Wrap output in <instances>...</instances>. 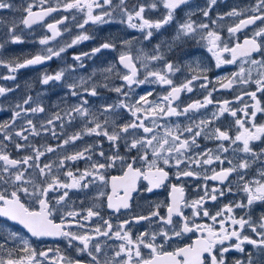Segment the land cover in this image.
Here are the masks:
<instances>
[{"label":"snow or ice","instance_id":"1","mask_svg":"<svg viewBox=\"0 0 264 264\" xmlns=\"http://www.w3.org/2000/svg\"><path fill=\"white\" fill-rule=\"evenodd\" d=\"M189 3L190 0H151L148 5L139 3L138 6L133 4L129 8L127 0H119L118 3H114L113 0H55L54 5L51 0H30L26 6H21L23 16L20 20L11 22L6 33L9 39L5 43H24L22 36L15 31L18 24L30 29L44 22L45 18L52 13L61 10L66 13L79 12L83 15V20L76 24L80 34L73 37L70 43L65 42L59 48L48 46L50 42L62 36L60 26L67 20V16H62L53 23L44 24L50 35L39 39L41 49L35 55H30L22 61L18 58L11 60L0 58V66L8 69L9 74L3 77L6 80H15V74L20 69L41 65L54 57H60L68 48L93 39L86 34L85 26L89 24L104 25L119 16L120 23L139 30L145 41L150 40L155 32H160L173 23L176 28L171 40L162 39L153 47L151 54L144 48H139L134 56L130 50L133 41H120L121 49L129 48V50H121L118 56L119 65L127 71L120 72L115 63L101 70L108 74L104 76L106 81L115 72L123 82L109 89L118 94L116 101L102 103L98 108L91 107L87 97L98 96L97 89L101 85L92 83L91 77H80L78 82L66 84L70 95L77 97L79 103L66 107L63 115L60 112L54 113L40 124L39 129L33 120L28 118V114L44 113L46 109L40 103H36L31 95L26 96L14 106L9 120L0 122V218L5 221L0 223V236H2L0 264H45V262L47 264H83L81 260L66 256L59 248L37 251L26 236L10 230L8 221L22 226L31 237L37 239L66 238L68 245L75 247L77 253L87 254L90 258L87 264H245L243 259L233 257L229 261L228 257L233 251L245 253L244 245L246 244L264 255V212L258 219L252 217L251 211L247 217L235 214L237 209L251 210L257 203L264 204V148L254 151L253 145L255 141L264 144V123L255 122L257 113H264V106L257 98L258 93H264V0H250L243 7L233 6L226 13H217L215 19L210 13L218 0H206L205 7L190 9L184 13L182 19H178L177 11L188 6ZM34 8L38 10L34 11ZM12 9L14 5L10 0H0V10ZM149 10L162 11V18L156 20L146 18L145 13ZM197 12L204 18L199 23L192 18ZM225 19L236 21L227 27V39L223 38L214 27L219 21ZM73 20L75 21V17ZM3 23V19H0V24ZM249 29H252L250 36L247 35ZM63 31L67 32L68 29L65 28ZM238 33L243 34L244 39L242 42L237 39L233 43L232 38ZM197 37H199L198 42L205 44L207 51L212 54L217 68L225 64L239 63L238 71L211 81L207 75L209 72L207 66L199 60H189L183 67H187L190 78H186L184 82L177 85L171 77L180 72L182 66L171 60L165 61L164 49L171 51L177 44ZM116 39L110 36L98 47H93L90 52L74 55L73 60L78 62L77 67H83L80 63L83 59L95 56L102 50L116 51ZM3 47L4 44H0V48ZM225 54H228L230 59L225 58ZM253 54H258L262 59H254ZM153 63H162L163 67H150ZM72 67L69 65L68 68H61L52 74L45 72L41 76L40 83L48 85L50 82H62L66 72ZM141 69L145 73L143 79L138 75ZM254 72L255 76H253ZM200 81H203L200 83V88L206 90L207 95L203 96L202 100H193L181 109L179 107L181 94L193 92V85ZM146 83L167 86L168 91L156 101L149 99L153 96V92L148 91L140 95L135 103H129L132 90ZM214 84H218L220 89H233L234 85L241 86L243 89V86L255 84V90H241L240 94L234 97V101L240 102L243 106L236 109L232 107L234 101L214 102L212 92L217 90ZM102 86L109 88L108 83ZM28 87L31 88V85L29 84ZM11 91L13 89L0 87V96ZM248 99L252 101L251 104L247 102ZM213 104L216 110L209 118L199 120L194 118L200 110ZM125 110L130 113L131 120L119 123L121 113ZM226 113L234 118V126L228 124L223 130L221 127H214L219 118ZM239 113H243V117H240ZM181 116L188 118L189 121L184 126L157 123L163 118ZM64 117H67L69 123L80 118L83 121V127L56 147L47 146L41 150L40 147L27 143L30 135L39 136L41 131L51 130L52 135L55 136L54 121L61 122L63 126ZM18 118H22L24 123L13 132L12 130L17 128ZM233 127H235L234 136L230 135ZM84 136H102L115 149H118L120 141L123 140L128 152L136 150L138 155L133 157L131 162H126L118 151L107 157L103 151H100L98 155L105 159V162L101 163L92 160L89 153L94 149V145L89 144L72 154L62 156L58 162L50 161L41 165L40 159L46 153H55L58 149ZM201 136L205 140L217 141V147L193 151L194 148H199L197 138ZM14 137L25 143L17 142ZM6 141L14 144L17 151L30 149L32 154L13 158L8 151ZM226 141L229 142L228 147H225ZM229 149H232L234 155L243 153L244 157L239 159V163L228 159L229 166L223 167L227 158L222 157L221 154L227 153ZM77 160L92 162L85 169H78L76 173L71 169L64 171L63 176L67 179H61L59 173L63 171L67 162ZM137 161L142 162L146 167H135ZM118 162L122 169L126 163L123 175L111 177V192L105 194L99 191L96 196V199H99L107 195V208L114 212L130 209L129 200L136 189L137 180L141 177L148 182V192L164 185L165 181L170 179V173L164 166L176 169L174 175L178 181L188 177H201V173L194 169L213 166L216 163H219L221 167L219 171L212 167L211 175L203 174L202 178L205 182L209 180L217 182L211 188V192L205 183L204 194L190 202L185 199L184 187L172 184L169 202L166 205L163 202L157 203L155 209L148 215L132 216L113 225L109 220L103 219L97 206L93 205L84 211L75 209L65 211L60 215L59 223L55 222L54 212L69 207L68 199L71 190L89 189L97 181L107 185L109 181L104 175V170L115 167ZM257 164L255 171L249 172ZM233 174L237 176L238 191L246 196V203H229L215 214H211L204 207L205 201H216L218 196H224L225 189L220 185L230 183V177ZM249 176L251 178H248ZM121 190H123L122 195ZM227 191L231 192L232 187L229 186ZM162 206L166 207L164 215H161L159 211ZM184 208H191V217L184 214ZM201 214L211 223H195L193 218ZM94 217L102 219L103 226L97 224L89 231L83 221H92ZM141 221H146L155 228L133 236L126 226L132 222L140 223ZM74 226L83 229V233L73 231ZM246 230H250L255 238L253 235L245 234ZM185 233H199V236L183 247H176L171 251L165 249L164 245L168 244L173 237H180ZM158 239L159 243H157ZM17 240L20 242L19 245L13 248L8 247L9 241L15 243ZM74 242H79L80 246ZM247 264H256L251 252L247 255Z\"/></svg>","mask_w":264,"mask_h":264},{"label":"flooded vegetation","instance_id":"2","mask_svg":"<svg viewBox=\"0 0 264 264\" xmlns=\"http://www.w3.org/2000/svg\"><path fill=\"white\" fill-rule=\"evenodd\" d=\"M10 2L14 5V9L12 10H0V19H3L4 23L0 24V44H4L3 48H0V57L11 60L18 58L19 60H23L24 58H29L30 55H35L40 49L38 41L45 35H50L48 30L44 27L45 23H53L55 20L60 19L62 16H67V20L63 25H61L62 36L58 37L56 41H52L49 43V47L59 48L65 42L71 41L73 37L80 34V30L76 27L77 23L82 22L83 15L79 12H64L63 10L52 13L49 17L45 18L44 22H41L38 25L32 26L30 29L24 28L22 24H18L16 28V33L22 36L24 43L20 44H12L10 42L5 43L9 38L6 35L8 27L11 26V22L13 20H20L23 16V11L21 6L25 5L30 0H10ZM114 3H118L119 0H113ZM151 0H127V4L129 8L133 4L138 6L139 3H144L148 5ZM250 0H218L216 6H214L210 15L213 19L216 18L217 13L223 14L228 12L233 6L243 7L247 5ZM51 3L54 5L55 0H51ZM206 0H190V3L186 7H182L177 11V18L182 19L184 17V13L189 11L190 9H196L198 7H205ZM38 10L34 8V11ZM107 10V9H106ZM146 18L156 20L162 18V11H147L145 13ZM75 17V21L73 20ZM198 23L203 21L204 18L202 14L197 12L193 17ZM120 17L117 16L115 20L110 21L104 25H86V34L93 37V39L84 41L72 48H68L65 53H62L60 57H54L50 61H46L41 65L31 66L28 68L20 69L15 74V80H6L3 77L7 76L8 69L6 67L0 66V87L10 88L13 91L6 93L4 96H0V122L9 120L12 115V110L14 106L22 101L28 95H31L36 103H40L46 111L44 113L37 114H28V118L32 119L34 124L39 129L40 124L43 121L49 119L54 113L60 112L63 115V110L76 103H79L77 97H72L69 93V90L66 87L67 83H71L73 81L78 82L80 77H91V82L101 85L98 87L99 95L96 97H87L89 100V105L94 108H98L102 103H112L118 99V94L110 91L109 89L112 87L119 86L123 82L118 78L115 72L109 77V80H105L104 76L108 75L107 73H103L101 70L107 68L111 63L116 64L117 70L120 72H126L127 70L123 69L122 65L118 63V56L121 50H129L128 47L121 49L120 41L121 40H132L133 44L130 46V50L132 54L135 56L137 54V49L144 48L145 51L151 54V50L153 47L160 42L162 39L171 40V37L175 34V23L166 26L160 32H155L154 36L150 38V40L145 41L141 32L137 29H132L127 27L126 24H122L119 22ZM206 22V21H205ZM236 21L232 19H225L223 21H219L216 26V30H218L221 36L225 39L228 38L227 27ZM68 29L67 32H64V29ZM252 29L247 31V35H251ZM116 37L117 50H102L100 53H97L95 56L90 58L83 59L82 63L83 67H77L78 62L73 60L74 55H79L84 52H90L93 47H98L100 43H102L106 38ZM240 42L243 41L244 35L237 34L236 37L232 38V42L235 43L236 40ZM199 37L195 39H188L184 43L177 44L171 51H166L165 61L171 60L174 63H178L182 66V70L174 75H172L173 81L179 85L186 78H190V73L188 72L187 67H183L187 61L189 60H199L203 65L209 68V72L207 73L209 80L215 81L217 77H224L232 72L238 71L240 65L236 64H225L220 68L215 66V60L212 57V54L207 51V47L202 42H198ZM225 58L230 59L228 54H225ZM254 59H262L258 54H253ZM69 65L73 67L68 69L65 74V79L62 82H50L48 85H42L40 83V79L43 73L47 72L49 74L54 73L55 71L61 68H68ZM139 67V64H137ZM153 68H161L163 67L162 63H153L150 65ZM95 70V75L93 76V71ZM143 69L139 72V78L143 79L144 76ZM255 76V72L253 73ZM104 83L109 84V88H105L102 85ZM200 83L203 81L197 82L193 85V92L188 93L184 92L181 94L179 100V107L182 109L187 104L191 103L193 100L203 99V96L207 95V91L200 88ZM31 85V88L28 85ZM217 90L212 92V98L214 102L229 100L234 101V97L239 95L241 90L243 91H254L255 84H251L248 86L234 85L233 89H220L218 84L213 85ZM127 90V88H125ZM152 91L153 96L149 97L150 100L156 101L158 97L163 96L168 91L167 86H160L158 84L146 83L143 85H139L135 87L129 96V103H135V100L139 98L140 95H144L146 92ZM257 98L261 101V105L264 106V93H258ZM249 104L252 103L250 99L247 100ZM243 105L240 102H233L232 107L236 109H240ZM27 107V106H26ZM216 110L215 104L208 105L206 109L200 110L198 114L195 115V119L199 120L201 118H209L213 111ZM240 117H243V113L238 114ZM131 120V115L126 110L121 113V119L119 123L128 122ZM188 118L181 117H170L163 118L157 121L159 124H180L184 126L188 123ZM257 124L264 123V113H257L256 121ZM24 123L22 118H18L16 121L17 128L13 129L18 130L20 125ZM232 124L234 126L235 120L229 114H225L224 116L219 118V121L214 124V127H221L222 130L228 125ZM55 125V133L56 135H52L51 130L49 132L41 131L39 136H29V140L27 143L40 147L41 150L47 146L56 147L60 144L64 139L73 133L80 131L83 127V121L80 118H76L71 123L68 122L67 117H64L63 126H61V122L54 121ZM149 125L151 122L149 121ZM28 133H26L27 135ZM230 135H235V127L230 131ZM17 142L25 143L24 141L19 140V138H15ZM98 141V143H97ZM8 145V151L13 158H22L24 155L32 154L30 149L17 151L15 149L14 144L10 142H5ZM225 147H228L229 142H224ZM94 145V149L89 153L92 156L93 161L105 162L103 157H100L98 153L103 151L105 156H111L114 152L118 151L121 156L125 158L126 162H131L133 157H136L138 153L136 150H132L130 153L124 146V141L121 140L119 143L118 149L112 148L110 142L107 141L104 137H95V136H84L82 139L70 143L69 145H65L63 148L58 149L55 153H46L45 156L41 157L40 163L43 165L44 163H49L50 161H56L62 157L69 154H72L87 145ZM197 144L199 148H194L193 151H204L205 148L215 149L217 147V141H209L205 140L203 136L197 138ZM254 151H259L260 148H264V144L259 141L253 142ZM235 147V146H234ZM142 154V153H141ZM222 157H226L223 167H228L227 160L231 159L234 163H239V159L244 157L243 153H237L234 155L232 149H229L227 153H222ZM92 161L88 160H77V161H68L65 165L63 171L59 173L61 179H67L63 176L64 171H68L71 169L74 173L77 170L85 169L89 163ZM163 166V165H162ZM250 169L249 172H254L255 167ZM135 167L141 168L146 167L142 162L137 161ZM167 171L170 173V179L165 181L164 185L160 188L153 189L151 192L147 191L148 182L144 180L142 177L136 182V189L133 191L132 196L129 200L130 209L125 210L121 209L119 212H114L107 208V195L101 196L99 199H96V196L99 191H103L105 194L111 192V177L112 176H122L123 169H126V163L123 165V169L121 164L118 162L115 167L107 168L104 170V175L108 179L109 183L107 185L102 184L97 181L96 184L91 185L89 189L83 190H71L69 193L68 205L67 208H62L58 212H54L53 216L55 222L59 223V217L63 212L75 209L77 211H84L93 205H96L98 210L100 211V215L103 219L109 220L113 225L118 224L122 220L130 219L132 216L136 215H148V213L155 209V205L157 203L163 202L165 205L169 202V192L172 184L182 185L185 189V199L187 201H192L194 199H198L200 196L204 194V185L207 184V188L209 192H211V188L217 184L215 181H207L205 182L203 177L204 173L208 175L212 174L211 168L215 167L217 171L220 170L221 165L219 163L214 164L209 167H201L198 170L201 173V177H188L183 178L182 180H177L174 173L176 169L174 167L169 168L168 166H164ZM53 171H56L53 169ZM248 178H251L249 176ZM237 176L235 174L231 175L230 183L226 182L223 185H220L223 189H225V195L220 197L218 196L216 201L206 200L204 207L211 214H215L218 210H220L224 205L235 202H245L246 196L243 192L238 191L237 187ZM231 186L232 191L228 192L227 188ZM120 194H123V190L120 191ZM26 199V198H25ZM161 215L166 214V207H161L159 209ZM184 214L186 216L191 217L192 210L191 208H184ZM251 211V215L254 219H258L260 214L264 212V204L257 203L253 206L251 210L244 209L243 211L237 209L235 210V214L237 216L245 215ZM86 214V213H85ZM174 219L178 220V218L174 217ZM195 223H211V221L207 217L201 216L193 218ZM2 218H0V223H4ZM10 230L17 231L23 236H26L29 239L30 244L37 251L47 250L49 248L57 249L59 248L61 252H63L66 256L81 260L83 264H87L88 259H90L86 253H77L75 247H70L68 245V241L63 237H42L35 238L31 237V235L27 232L26 229H23L22 226L13 224L12 222H7ZM86 224L87 230H91L96 227L97 224L103 226V220L100 218L94 217L92 221H83ZM133 236L138 235L142 231H152L155 226L150 225L146 221H141L140 223L132 222L130 225L126 226ZM73 231L78 233H83V229L73 227ZM158 230V229H156ZM245 234L253 235L250 230H246ZM199 236V233H185L180 237H173L172 240L165 244L164 247L166 250H173L176 247H183L184 245L190 244L196 237ZM255 238V237H254ZM2 239V236H0ZM159 239L157 243H159ZM235 241H233L234 243ZM19 240L15 243L9 241L8 247L13 248L19 245ZM79 245V242H74ZM111 243V242H109ZM245 253L241 254L233 251L229 254V261L235 258H240L245 261L247 264V255L249 252L253 254V258L256 264H264V255L256 252L251 245H244ZM18 251V248H17ZM146 254V253H145ZM47 264V262H45Z\"/></svg>","mask_w":264,"mask_h":264},{"label":"rangeland","instance_id":"3","mask_svg":"<svg viewBox=\"0 0 264 264\" xmlns=\"http://www.w3.org/2000/svg\"><path fill=\"white\" fill-rule=\"evenodd\" d=\"M0 58H2V57H0Z\"/></svg>","mask_w":264,"mask_h":264}]
</instances>
